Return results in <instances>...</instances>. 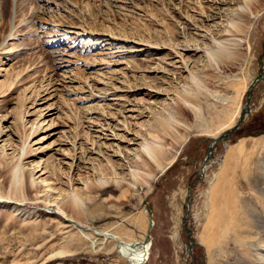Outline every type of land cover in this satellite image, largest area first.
I'll return each mask as SVG.
<instances>
[{
	"label": "rangeland",
	"instance_id": "374dc122",
	"mask_svg": "<svg viewBox=\"0 0 264 264\" xmlns=\"http://www.w3.org/2000/svg\"><path fill=\"white\" fill-rule=\"evenodd\" d=\"M245 1L0 0V264H264V78L199 178L264 72Z\"/></svg>",
	"mask_w": 264,
	"mask_h": 264
},
{
	"label": "water",
	"instance_id": "95a60500",
	"mask_svg": "<svg viewBox=\"0 0 264 264\" xmlns=\"http://www.w3.org/2000/svg\"><path fill=\"white\" fill-rule=\"evenodd\" d=\"M264 78V72L263 73H259L256 75V77H254V79L251 81L247 91H246V99H245V102L243 104V107L242 109L240 110L239 114H238V117L235 121V123L230 126L228 129H226L225 131H223L221 134H219L218 136L216 137H212L210 138V141L208 142L207 144V147H206V155H205V158H204V161L199 169V172H200V175H199V178L203 175V170L206 168V164H205V161L210 158L211 156V152H212V147L213 145L220 139H224V138H227L228 135L231 133L232 130L236 129L239 127L243 117L249 112L250 110V92L252 90V86L253 84L258 81L259 79H263ZM191 188V185H188L187 188H186V210L184 212V215L182 217V220H181V225L182 227L186 228L187 231L189 232V241H191V236H190V228L185 226L184 225V221L186 219V217L188 216L189 214V209H190V205H189V190ZM146 240L149 241V236H146ZM192 247V245H190V248Z\"/></svg>",
	"mask_w": 264,
	"mask_h": 264
},
{
	"label": "bare ground",
	"instance_id": "6f19581e",
	"mask_svg": "<svg viewBox=\"0 0 264 264\" xmlns=\"http://www.w3.org/2000/svg\"><path fill=\"white\" fill-rule=\"evenodd\" d=\"M246 1H248V0H246ZM245 1V2H246ZM244 6H246L245 4H243ZM146 152H148L149 153V155H150V158H151V160L153 161V162H155L156 164H157V166L159 167V168H163L164 167V165H162L161 163H160V156H161V153H160V151L158 150H155V149H149L148 147H146ZM157 149V148H156ZM229 152H230V150H229ZM163 154V153H162ZM230 156H231V154H230ZM228 161H230V158H228ZM228 168H227V166L224 168V170H227ZM223 180H225V179H223ZM221 181V183L223 184V186H222V189L221 188H219V189H221V191H219V192H221L222 193V195H224V196H226V190H225V183H224V181ZM217 181L218 180H216V184H215V186H214V190L212 191V196L213 197H216V193H217V191L219 190L218 188H217V186L219 185V184H217ZM232 205V204H231ZM213 212V211H212Z\"/></svg>",
	"mask_w": 264,
	"mask_h": 264
},
{
	"label": "crops",
	"instance_id": "0c3cea01",
	"mask_svg": "<svg viewBox=\"0 0 264 264\" xmlns=\"http://www.w3.org/2000/svg\"><path fill=\"white\" fill-rule=\"evenodd\" d=\"M141 240H132V241H129V242L136 243V242H140Z\"/></svg>",
	"mask_w": 264,
	"mask_h": 264
}]
</instances>
